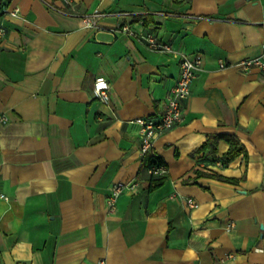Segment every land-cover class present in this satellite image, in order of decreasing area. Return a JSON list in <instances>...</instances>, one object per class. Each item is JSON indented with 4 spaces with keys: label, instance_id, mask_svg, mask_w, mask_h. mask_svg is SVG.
Segmentation results:
<instances>
[{
    "label": "crops",
    "instance_id": "1",
    "mask_svg": "<svg viewBox=\"0 0 264 264\" xmlns=\"http://www.w3.org/2000/svg\"><path fill=\"white\" fill-rule=\"evenodd\" d=\"M3 2L20 12L0 38V264H264V68L237 65L264 60V0ZM182 52L203 60L183 122L154 141L167 173L150 189L135 120L161 118ZM227 135L246 154L225 163V138L197 152Z\"/></svg>",
    "mask_w": 264,
    "mask_h": 264
},
{
    "label": "built area",
    "instance_id": "2",
    "mask_svg": "<svg viewBox=\"0 0 264 264\" xmlns=\"http://www.w3.org/2000/svg\"><path fill=\"white\" fill-rule=\"evenodd\" d=\"M71 2V0H67ZM18 8L11 9L6 5L3 0H0V38L4 37L6 28L4 26L3 17L7 14L18 15ZM99 11L96 10L93 14L84 17V24L86 27L98 26ZM121 30L129 35L137 37L143 42L149 49L154 51H171L172 47L169 43L161 41L153 33L137 32L129 24L124 25ZM262 49L264 52V41L262 43ZM202 55H190L186 52H182L180 55V75L179 78L171 89L168 96L165 110L160 119H146L138 118L135 120L141 126V149L143 154L148 152L154 153L153 146L155 139L163 132L173 128L175 125L183 122L184 120V100L188 98L192 93V83L197 75V71L202 64ZM237 65L243 70H249L253 66H259L264 68V60L262 57H252L240 60ZM222 68L227 66L225 61H220ZM111 87L108 81L103 76H99L95 79L94 95L103 102H107L109 99ZM1 121H6L5 116H0ZM151 173L155 175H163L167 173V166L162 163L150 169ZM137 185L134 180L119 181L111 185L109 194L107 196V208L110 212H114L117 209V201L120 195L127 189H132ZM187 203L190 207H197V202L193 199H187Z\"/></svg>",
    "mask_w": 264,
    "mask_h": 264
},
{
    "label": "trees",
    "instance_id": "3",
    "mask_svg": "<svg viewBox=\"0 0 264 264\" xmlns=\"http://www.w3.org/2000/svg\"><path fill=\"white\" fill-rule=\"evenodd\" d=\"M221 138L227 139L230 144L229 150L225 156V163L232 161L243 153L246 154V148L244 147V145L237 137L233 135L211 137L197 149V152L207 150L211 154H216L218 150V142ZM162 163L163 160L160 157L150 153H147L143 160V166L150 169ZM165 179L166 177L164 176V174L155 175L152 173L148 182L149 188L155 189L161 186L165 182Z\"/></svg>",
    "mask_w": 264,
    "mask_h": 264
}]
</instances>
